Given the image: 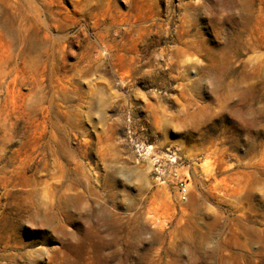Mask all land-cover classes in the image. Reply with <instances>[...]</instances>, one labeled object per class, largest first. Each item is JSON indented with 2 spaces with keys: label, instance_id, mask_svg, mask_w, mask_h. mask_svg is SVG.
I'll return each instance as SVG.
<instances>
[{
  "label": "rangeland",
  "instance_id": "obj_1",
  "mask_svg": "<svg viewBox=\"0 0 264 264\" xmlns=\"http://www.w3.org/2000/svg\"><path fill=\"white\" fill-rule=\"evenodd\" d=\"M0 264H264V0H0Z\"/></svg>",
  "mask_w": 264,
  "mask_h": 264
},
{
  "label": "built area",
  "instance_id": "obj_2",
  "mask_svg": "<svg viewBox=\"0 0 264 264\" xmlns=\"http://www.w3.org/2000/svg\"><path fill=\"white\" fill-rule=\"evenodd\" d=\"M128 121L130 123V119H128ZM132 133V129L129 125V139L136 153L142 158L152 159L159 174L163 175L167 171L170 182L177 186V188L180 190L181 197L186 199L189 193V183L188 180L182 177L180 174L177 163V153L174 151H168L163 155H158L155 151L154 145L147 144L143 141L133 138Z\"/></svg>",
  "mask_w": 264,
  "mask_h": 264
}]
</instances>
